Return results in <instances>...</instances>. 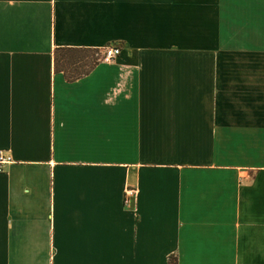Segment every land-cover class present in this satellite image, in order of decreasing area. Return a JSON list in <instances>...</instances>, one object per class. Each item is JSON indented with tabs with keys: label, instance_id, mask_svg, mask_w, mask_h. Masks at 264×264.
<instances>
[{
	"label": "crops",
	"instance_id": "obj_1",
	"mask_svg": "<svg viewBox=\"0 0 264 264\" xmlns=\"http://www.w3.org/2000/svg\"><path fill=\"white\" fill-rule=\"evenodd\" d=\"M0 153V264H264V0H0Z\"/></svg>",
	"mask_w": 264,
	"mask_h": 264
},
{
	"label": "trees",
	"instance_id": "obj_2",
	"mask_svg": "<svg viewBox=\"0 0 264 264\" xmlns=\"http://www.w3.org/2000/svg\"><path fill=\"white\" fill-rule=\"evenodd\" d=\"M98 50L57 49L54 66L57 72H63L67 82L86 76L98 64ZM177 259L170 257L167 264H176Z\"/></svg>",
	"mask_w": 264,
	"mask_h": 264
},
{
	"label": "built area",
	"instance_id": "obj_3",
	"mask_svg": "<svg viewBox=\"0 0 264 264\" xmlns=\"http://www.w3.org/2000/svg\"><path fill=\"white\" fill-rule=\"evenodd\" d=\"M119 54H120V50L117 47H114V46L107 47L102 51V55L100 58H98V60L100 61V63L107 64L111 62L113 59H115L116 57H118ZM9 163H10L9 157L0 153V173L2 172V166L9 164ZM129 194L131 193L129 192Z\"/></svg>",
	"mask_w": 264,
	"mask_h": 264
},
{
	"label": "rangeland",
	"instance_id": "obj_4",
	"mask_svg": "<svg viewBox=\"0 0 264 264\" xmlns=\"http://www.w3.org/2000/svg\"><path fill=\"white\" fill-rule=\"evenodd\" d=\"M99 61V60H98Z\"/></svg>",
	"mask_w": 264,
	"mask_h": 264
}]
</instances>
